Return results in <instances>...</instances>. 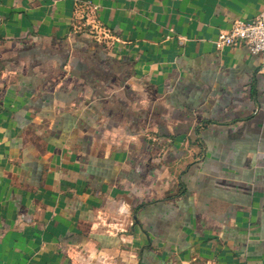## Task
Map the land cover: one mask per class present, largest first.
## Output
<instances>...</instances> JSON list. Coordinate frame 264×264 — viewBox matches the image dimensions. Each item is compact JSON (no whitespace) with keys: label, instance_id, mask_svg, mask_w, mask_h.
I'll list each match as a JSON object with an SVG mask.
<instances>
[{"label":"crops","instance_id":"crops-1","mask_svg":"<svg viewBox=\"0 0 264 264\" xmlns=\"http://www.w3.org/2000/svg\"><path fill=\"white\" fill-rule=\"evenodd\" d=\"M263 9L0 0V264H264Z\"/></svg>","mask_w":264,"mask_h":264},{"label":"built area","instance_id":"built-area-1","mask_svg":"<svg viewBox=\"0 0 264 264\" xmlns=\"http://www.w3.org/2000/svg\"><path fill=\"white\" fill-rule=\"evenodd\" d=\"M89 32L100 41L107 35L98 25L95 17L90 24ZM219 44L228 47L246 46L251 54L262 58V69H264V9L249 22H236L227 34L221 36Z\"/></svg>","mask_w":264,"mask_h":264}]
</instances>
